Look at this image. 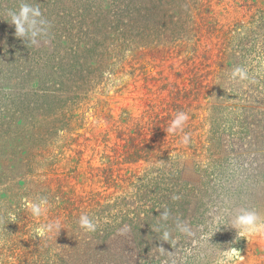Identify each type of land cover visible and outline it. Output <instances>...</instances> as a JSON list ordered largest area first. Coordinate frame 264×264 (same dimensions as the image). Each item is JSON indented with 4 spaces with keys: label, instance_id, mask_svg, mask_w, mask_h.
<instances>
[{
    "label": "rangeland",
    "instance_id": "374dc122",
    "mask_svg": "<svg viewBox=\"0 0 264 264\" xmlns=\"http://www.w3.org/2000/svg\"><path fill=\"white\" fill-rule=\"evenodd\" d=\"M27 2L35 44L11 24L21 0H0V264H212L208 222L264 216V0ZM25 197L52 206L34 218ZM209 242L264 264V236L220 225Z\"/></svg>",
    "mask_w": 264,
    "mask_h": 264
},
{
    "label": "clouds",
    "instance_id": "9594fccd",
    "mask_svg": "<svg viewBox=\"0 0 264 264\" xmlns=\"http://www.w3.org/2000/svg\"><path fill=\"white\" fill-rule=\"evenodd\" d=\"M9 15L11 17V24L15 25V35L35 44V37L38 35L37 24L46 23L45 20L41 19L42 13L40 8L28 3L27 0H21L18 10L10 12ZM231 75L233 79L237 77L243 79L245 74L244 70L238 67L234 69ZM187 120L188 115L186 113H177L167 131L173 135L182 132ZM185 140H187V137H185ZM21 203L22 207L30 212L34 218L45 216L52 206L47 197H38L36 199L25 197L22 198ZM7 219L8 222L16 221V214L9 212ZM78 224L88 232H94L97 228L96 222L87 213H81ZM220 225H230L235 228L238 237L264 236V216L258 211L248 207H241L233 214V212L225 210L224 213L214 217L213 220L207 223V231L203 232L197 246L198 251L196 254L202 260L211 258L212 264H234L241 257L239 250L233 247H228L227 249L220 248L218 250L209 247L212 244L209 242V238L218 230ZM61 228H63L62 222L58 219L46 223H38L32 230V236L39 239H50L54 234L57 236ZM184 230L187 229L185 228ZM160 239L169 241L171 235L167 231H162Z\"/></svg>",
    "mask_w": 264,
    "mask_h": 264
}]
</instances>
